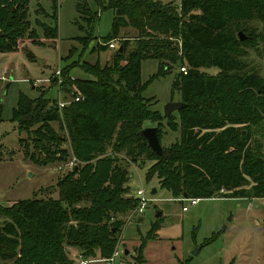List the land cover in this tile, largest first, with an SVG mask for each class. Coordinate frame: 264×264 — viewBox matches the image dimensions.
I'll return each mask as SVG.
<instances>
[{"label":"trees","instance_id":"trees-1","mask_svg":"<svg viewBox=\"0 0 264 264\" xmlns=\"http://www.w3.org/2000/svg\"><path fill=\"white\" fill-rule=\"evenodd\" d=\"M96 2L101 10L114 11L110 34L98 49L108 47L122 27H132L137 35L132 40L120 38L104 65H83L89 77L71 80V68H62L64 80L58 90L66 98L76 87L83 96L79 101L59 110L57 99L45 92L36 98L19 92L11 119L19 132L33 135L34 147L48 158L44 163L68 162V157L78 162L57 180L56 198L0 204V264H74L67 247L77 248L84 257L97 252L110 256L124 225L122 216L137 204L129 194L121 153L131 161H153L146 180L156 176L160 188L174 199L184 194L218 197L221 189L219 196L224 198L264 197L261 135L252 139L246 127L264 121V82L256 70L240 73L237 61L241 45L257 36L247 23L263 18L264 0H180L179 5L159 0ZM76 10L90 26L79 40L92 39L96 12L82 0ZM52 18L56 19L55 12ZM42 27L44 39L57 37L56 26ZM29 28L28 0H0V53L18 51L25 38L38 44L37 32ZM238 31L247 39L239 40ZM148 58L158 60V76L175 63L187 67L186 74L178 68L173 83L185 103L176 111L179 122L173 113L165 117L152 110L150 100L143 97L141 62ZM202 68H215L217 73L207 76ZM56 80L51 79L53 86ZM163 120L171 130L178 129L180 137L157 155L141 131L149 121L161 143ZM159 229L151 224L140 239L139 258Z\"/></svg>","mask_w":264,"mask_h":264},{"label":"rangeland","instance_id":"rangeland-1","mask_svg":"<svg viewBox=\"0 0 264 264\" xmlns=\"http://www.w3.org/2000/svg\"><path fill=\"white\" fill-rule=\"evenodd\" d=\"M82 1L98 17L91 28L92 39L79 40L88 34L90 26L76 10L78 0H28L29 30L37 32L38 44L25 38L18 51L0 53L1 205L8 206L15 201L31 198H56L57 180L67 173L70 163L78 162L75 157H68V162L44 163L48 158L34 147L33 135L19 132L17 123L11 118L19 92L30 98L38 97L41 92H45L46 97L58 99L60 95L62 98L63 92L58 94V88L64 80V66L71 68L70 75L83 78L89 77L84 73L83 65L98 62L102 66L110 61L116 49H98L97 45L102 44L110 34L114 11L109 8L101 10L96 2L101 1L106 5L109 0ZM159 1L180 4V0ZM54 12L55 20L52 18ZM42 24L56 26L57 37L54 40L43 38ZM247 25L254 28L257 36L245 39L246 44L241 45L242 53L237 58L240 73L256 70L264 82V12L261 20H251ZM136 35L137 31L132 27H122L119 38L112 41L117 47L120 38L131 39ZM178 66L179 63H175L170 71L158 76L157 59L148 58L141 62L140 77L145 85L142 94L150 100L152 110L163 113L167 103L181 99L178 86L173 87ZM57 70L60 71L58 78L61 83L58 79L56 86H53L50 81L57 77ZM201 70L207 76L217 73L215 68ZM173 115L174 120L179 122L178 112L174 111ZM162 124L161 145L167 147L178 141L180 133L178 129L171 130L165 120ZM52 125L58 129L57 123ZM145 125L152 126L149 121ZM237 126L244 128V124ZM246 127L253 134L252 139L256 134L257 137L261 135L259 140L263 143L264 157V121L258 125L249 123ZM52 148L54 150L56 146ZM35 157L39 159L35 160ZM119 162L127 168L129 194L142 188L145 195L152 199L142 214L132 215L131 210L122 216L124 225L113 251L119 247L122 251L120 259L124 264H264V197L224 198L219 196L224 192L221 189L218 197L203 198L190 206L188 202L175 200L168 190L160 188L156 176L146 180L147 169L153 161H131L121 153ZM152 188H156L155 194H151ZM183 206H188L187 210H182ZM156 211H160L159 217H156ZM153 223L160 225V229L153 239L146 242L139 258L136 248ZM125 248L128 255L123 253ZM67 253L74 264H78L79 250L67 247ZM92 257L101 258L98 252Z\"/></svg>","mask_w":264,"mask_h":264},{"label":"built area","instance_id":"built-area-1","mask_svg":"<svg viewBox=\"0 0 264 264\" xmlns=\"http://www.w3.org/2000/svg\"><path fill=\"white\" fill-rule=\"evenodd\" d=\"M107 46L109 48H115V44L113 43V41H109L107 43ZM179 70L183 73V74H186L187 73V67L186 66H180L179 67ZM55 75L57 76V80L59 79V75H60V71L57 70L55 72ZM76 77L74 76H70V79L71 80H74ZM39 81V80H37ZM60 83H61V80L59 79L58 80ZM59 87V86H57ZM75 92V93H74ZM61 92L58 90V94H60ZM83 99V96L81 93L77 92V89L76 87H72V93H70V95H68L66 98H61V96L59 95L58 99H57V106H58V109H62L64 108L65 106H68L70 103L72 102H76V101H79ZM73 164L70 163V166H72ZM134 198L137 199V204L135 206V208L132 210V215L133 214H142L144 212V210L146 209L147 207V204L149 201H151L152 199L148 198L146 195H145V192L142 188L136 190L134 193L131 194ZM177 201H180V202H188V204L191 206V205H196L198 203V201L200 200L199 198H187V197H182V198H177L175 199ZM188 206H183L182 207V210H187ZM122 255V251L119 249H115L112 254L108 257H92V258H84V256L79 253L78 254V264H88V263H91V262H101L103 264H124L122 262V260L120 259V256ZM119 260V261H117Z\"/></svg>","mask_w":264,"mask_h":264},{"label":"water","instance_id":"water-1","mask_svg":"<svg viewBox=\"0 0 264 264\" xmlns=\"http://www.w3.org/2000/svg\"><path fill=\"white\" fill-rule=\"evenodd\" d=\"M239 40H245L247 39V35H245L242 31H238L237 33ZM118 51H122V47H118ZM39 63H42V61H39ZM183 106H185V103L182 101H171L166 104L164 107L163 115L165 117L169 116L171 113L174 111H177L181 109ZM141 134L145 137L147 141V145L150 148L151 151H153L157 155H161L163 152V147L159 141V137L157 134V128L156 126H147L144 127L141 131ZM157 192L156 188H152L151 194H155ZM183 197H187L186 194L183 195ZM156 217H159L161 215L160 211L155 212ZM196 250L194 251V253ZM124 255H128V250L125 248L124 249Z\"/></svg>","mask_w":264,"mask_h":264},{"label":"crops","instance_id":"crops-1","mask_svg":"<svg viewBox=\"0 0 264 264\" xmlns=\"http://www.w3.org/2000/svg\"><path fill=\"white\" fill-rule=\"evenodd\" d=\"M10 202V201H9ZM10 204V203H9ZM3 206H5V205H3ZM122 237V236H121ZM91 263H100V262H91ZM77 264V263H76ZM88 264H90V263H88Z\"/></svg>","mask_w":264,"mask_h":264}]
</instances>
